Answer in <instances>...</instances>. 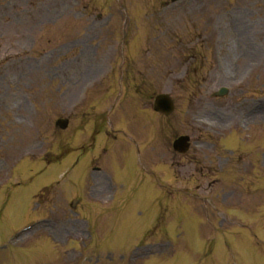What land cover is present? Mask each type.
Returning <instances> with one entry per match:
<instances>
[{
    "label": "rangeland",
    "instance_id": "obj_1",
    "mask_svg": "<svg viewBox=\"0 0 264 264\" xmlns=\"http://www.w3.org/2000/svg\"><path fill=\"white\" fill-rule=\"evenodd\" d=\"M244 1L246 5L248 2L246 0ZM251 1H258L255 5H251V3L247 5V7L252 8L253 11L248 13L245 11V14L243 12L238 13L242 16L236 22L237 27L235 26L232 29L227 26L222 30L219 29V26L223 25L225 21V18L218 12V10L223 8V6L220 4L217 6L216 11L214 12L202 14L188 13L185 15V19L181 17L176 19V21L183 19L190 23L194 21H200L201 29L205 30L207 33L206 40L208 43L211 42L209 33L212 32L214 42L212 41V45L210 46L209 50L204 51V55L208 59L210 58L209 52L216 50L223 51L224 49L227 50L229 45L230 48L228 50H230L231 53L228 52L229 54L225 58V68L222 66V68L220 66H215L213 67L211 74H209L205 69H203L202 72L194 70L197 62H191L189 60L186 63L185 70L183 69V71H185V74H183V71L181 70L182 68L178 67L180 64L176 65L175 62L171 63L170 61L180 60L184 63L183 59L171 58L166 51H163L164 45H151V47L153 46L156 48V50L152 51V63L156 64L159 70L158 73L155 71L153 76L155 93L168 92L169 90L172 91V89H174L171 94L176 98V109L174 113L170 115V117L165 119L157 114L153 115L154 125L156 127L151 126V133L154 139L152 144L154 149H148L149 159L151 158V160H148L149 166L155 165L156 163V165L160 166L162 165L161 163L171 164V162L173 163L174 160H177L175 156H172V153L169 152L168 149L169 141L171 143L174 134L189 133L190 135H200L197 129L198 122H196L194 119L196 118V114L202 106L205 108H210L207 112L215 109L221 110L223 113L227 112L231 115H234L233 113L237 111V107H241L242 105L241 102L243 96L249 99L254 96L256 97L259 95H264V39H260L262 44L255 43L253 39L264 35V0H250V2ZM179 14L180 13L174 14L168 20H175ZM48 15L58 16L61 20L62 27L66 26L68 14H43V23L38 24L30 31L27 29H21L24 35L19 38V42L21 40L33 41V51L36 52V56L48 52L51 48L52 40L51 38H48L50 34L53 35L54 25L53 22L50 23L51 21L48 22L47 18H44ZM244 17L250 19L252 22V27L250 26L248 28L245 26V32H242V22ZM5 18L6 20L10 19L8 16ZM208 25L212 26V30L207 28ZM39 26H41V33L38 32ZM5 27L6 26L4 24L0 23V60L4 58L7 51V45L10 43L8 39L4 38H9L12 40L9 35L14 33V29L12 28L9 29L8 33H5ZM65 30L66 29H63V35H67V31ZM177 30L180 34H183V32L186 31L181 25L178 26ZM214 30L217 31L215 34ZM187 31H189L191 34L195 31V29L190 28L187 29ZM224 37L229 39L227 44L225 41L222 42ZM243 43H245V46ZM159 46L162 48L160 51H158ZM24 47L25 46L22 45H15L14 49H10V52L13 54L16 51L22 50ZM258 49H260V51H258ZM243 52L245 53L243 54ZM51 63H53V60H50V56L47 54L39 60L25 62H20L19 59H17V61L15 59L10 60V71L0 69V133L3 135V139L0 137V144L3 143L0 145V161L2 157L4 158L8 156L7 159L9 160L10 165L14 166L17 164L19 158L22 157L21 155H31L32 153L34 154L32 158L34 157L38 160H45L49 158L47 157V151L57 148L60 139H62V147L63 144H65L64 138L66 133H56L53 129V122L56 117L65 116L68 113L69 106L72 102L74 103L75 101L82 100L81 91L85 86L84 83L86 81L89 82L92 76L88 74L82 75V72H80L73 76V84L71 82L68 84L64 80L65 76L59 78V80L56 81L51 76L53 71V66H51ZM7 64L8 63L2 65ZM169 69H180V72L173 74V76L176 75L174 78L169 77V80H166V72L164 73V71ZM76 73L77 71L74 72V74ZM163 74L164 76H162ZM183 76H185L186 79V83H184L185 89L180 91L179 89L181 85H183L180 80L183 78ZM200 79L207 81L201 87H199ZM67 85L69 90L65 91V87ZM221 86L227 87L229 94L218 99L210 98L211 92ZM107 101L108 100H106L105 104L101 105L105 109H107L112 104L111 99L110 101ZM140 101L141 99L138 98L136 101H131L130 106L124 108L122 105V109L119 110L118 108V112L123 116L117 118L113 123L111 121V123L113 128H125L127 133H131L133 136L135 135V137L138 139H144L145 141L142 140V143L145 144L147 142L148 144L149 133L147 136L146 131L149 132V128L146 127V130L144 131V128L142 127L144 125V121L139 119V114L141 112H145L146 109L142 108L143 105H141ZM122 117H125L126 119H122L124 122L119 124V120ZM233 119L234 121H232L231 124L228 123V121L226 122L229 127L226 124L219 125L214 122V128L223 130L224 133H227L228 131H237L239 137L240 135H244L245 128L244 130H241L238 127L236 117ZM206 120L210 119L208 118ZM260 120L264 121L263 119ZM258 129L259 127H256L255 132L258 133ZM262 132H264V129ZM100 136L96 137V150L99 148L102 142ZM201 137H205V135H202ZM83 143L81 142L78 144ZM84 146L85 150L88 151L90 147L87 145V143ZM222 148L213 150L201 146V151L199 149L197 154L190 153L188 156L192 158H196L198 156L203 157L206 156L205 153H209L213 156V161L207 159V157H203L202 161L205 163L201 161L202 165H205L207 162L213 165L217 164L218 162V166H221L226 162L228 165L235 164L236 155H238L235 152L239 149L230 154ZM94 152L92 154H94ZM121 155L129 161H132L134 157V153L132 151H123ZM73 158V155H69L68 158H66V163L71 161ZM92 161V165H95L94 163H98L100 165L99 160ZM183 161L185 162V165H191L192 167L196 168L194 164L189 163L187 160L182 159L181 162ZM21 162L28 163V161L24 160ZM109 163L110 164L107 165V168L114 175L121 179L122 176L120 174L117 162L112 160ZM41 164L43 163H36V166L38 167ZM206 165L208 166V164ZM25 166L26 165H23V167ZM85 166L88 170L90 169L87 162ZM84 168V161H82L74 173L76 180L84 176L82 175ZM243 169H245V167H243ZM61 170L62 169H58L55 164H52L45 170L43 174L34 177L32 182L29 180L31 177L30 174L20 172L21 177H17L22 179L24 182L31 183L18 187V189L13 192L12 201L5 209L6 214L4 218L0 220V236L6 234V231L9 228L11 229V227L13 228L20 226L27 215V211H31V208L27 203L26 196L35 191L40 185L42 186L57 179L61 173ZM173 170L177 173L178 177L175 176L171 178V176L168 174V179L171 178V180H169L170 184L168 185L171 187V191L169 192L170 194H173L175 190L182 187L185 188L187 194H201V189H204L203 187H205L206 183L213 179V175L211 174L198 178L197 174L194 173L193 168L190 167L186 168L185 170L182 169L181 171L178 167L176 169L173 168ZM90 171L91 170H89V172ZM5 172V169L2 170V168H0L1 183L6 179L3 178L5 176ZM221 186V184H216L215 188H217V190L214 188V192H219L220 189L218 188H221ZM62 190L65 192L70 191L68 183L63 186ZM72 190L74 189H71L69 192L70 196L67 194V197L73 196V193L76 192L75 190ZM143 193L144 189H141L136 199L128 201L121 209L117 211H113L108 204L103 205L105 212L109 216L105 222H99L98 237L102 243L106 241V244L109 245L112 250L124 252L135 245L134 235L135 233L139 232L144 225L143 219L140 217L142 208H138L139 200ZM180 193L184 192L180 190ZM240 194H233V197L239 199ZM63 195L60 198V204H63V201H67L65 198H63ZM83 197L84 200L87 199L86 194L83 195ZM92 199L93 198L91 197L90 200ZM64 211L66 212V210ZM41 214H46V212ZM151 216L155 218L156 214L154 213ZM249 218L250 219L247 223H245V225L231 222L229 223L230 227L226 228L227 234H231V228L238 227L243 232V235L235 238L237 243H235V247L230 250L228 255H222V264H231L232 262H235L236 264H264V212H260L258 214L254 213ZM116 221L117 224H115ZM166 223H168L167 220ZM42 234L44 235L42 239H44L45 235L51 237L49 234L52 233H49L46 229H40L38 234L28 235L23 240H21L22 242L17 241L16 246L28 249L30 251L28 254L29 257L34 260H37L39 257L44 258V254L46 256L49 252L51 254L52 249L57 256V260H59V264H61V257L59 256L60 251L57 252L60 239L58 234L53 233L55 239L58 240V244L49 238L51 241L49 243L50 249L43 248L44 250L42 249L40 251V249L36 250L29 246V239L33 238L32 240H36L41 237ZM2 238L3 237H0V240ZM190 238L195 241L197 240V236L193 233V231L191 232ZM14 252V258H12L11 261L7 260V262L4 260L2 264H27L28 260L24 261V258L27 256L22 254L20 250L16 248L14 249ZM111 254L116 255L114 252H111ZM41 260L46 261V259ZM173 260L175 264H190L189 257L181 258L179 256H175ZM211 262L212 264H216V260L214 258H212ZM38 264L45 263L40 261Z\"/></svg>",
    "mask_w": 264,
    "mask_h": 264
}]
</instances>
